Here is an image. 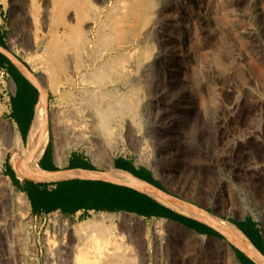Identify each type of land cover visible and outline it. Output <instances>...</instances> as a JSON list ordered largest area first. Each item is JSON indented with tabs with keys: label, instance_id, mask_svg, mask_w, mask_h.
Returning a JSON list of instances; mask_svg holds the SVG:
<instances>
[{
	"label": "rangeland",
	"instance_id": "1",
	"mask_svg": "<svg viewBox=\"0 0 264 264\" xmlns=\"http://www.w3.org/2000/svg\"><path fill=\"white\" fill-rule=\"evenodd\" d=\"M56 1L60 2L62 7ZM72 1L7 0L5 3L0 0V6L3 7L0 13V28L7 47L28 64L34 73L35 82L46 94L49 93L47 125L55 144L61 148L86 147L97 152H112L118 147L124 150L134 149L140 152L148 163L157 164L165 179L175 182L193 197L207 195L211 199L214 195L208 203L215 202L219 214L233 218L231 214L237 213L240 216L235 217L239 219L253 217L264 229V0H172L173 6L176 5L174 9H179L174 10L171 6L173 13L169 12L188 16L187 20L192 21L190 30L194 33L187 39L188 49L185 55H181L183 52L175 41L160 47L158 41L161 37L158 32L147 33L143 13L152 0H75L80 7ZM134 3L137 4L135 7ZM66 24L75 25L74 27L84 35L88 33L83 37L85 40L89 39L86 42L80 41L78 53L75 52L76 49H69L66 54L59 56L54 63L56 66L43 64L45 62L37 53L41 51L32 43V30L46 33L50 27L55 31ZM115 24L118 26L114 27ZM252 27L260 29L257 37L249 33ZM176 33L177 31L173 36ZM106 36L110 38L107 40ZM216 48L223 53L227 52L230 63L227 67L221 69L215 64L213 58ZM76 54L82 57L75 56ZM152 54L157 56L155 61L163 75L160 79L162 90H157L155 95L158 97L154 95V106H150L153 108H146L145 103H140L138 111L133 114L131 110L120 111V116L113 113L121 96H137L136 92L144 91V84L150 78L149 72L145 71L146 60L152 57ZM110 59H114L111 64ZM121 65L124 68L126 65V69ZM58 66H61V69ZM104 74L107 76L104 77ZM137 85L139 86L135 90ZM89 100L94 107L89 106ZM5 104L0 100V152L5 150L6 154L9 144L12 145L15 141L16 134L7 123L10 120L3 115ZM95 106L101 113L94 111ZM102 113L110 115L111 126L119 127L118 139H107L103 135L100 140L89 132L92 120L95 121L93 128L101 130ZM128 122L132 124L131 130ZM96 128L94 130L98 131ZM132 130L137 131V135ZM239 165L249 168L245 177L239 176ZM224 178L226 181L223 188H227V193L225 198L218 202ZM241 191L244 193H240ZM22 196L23 193L16 190L8 177L2 173L1 166L0 264H49L46 239L49 234H58L55 224L59 218H65L69 226H77L84 220L97 222L102 219L110 220L115 225L121 223L122 215L141 221L135 229H127L138 237L135 235V240L132 238L126 244L119 245L111 240H101V256L99 252L96 253L98 257H91L89 264H116L118 261L119 264H143L141 258L144 250H150L151 263L154 257L156 262L157 256H165L164 259L170 256L171 264H202L198 255L207 247L210 254L212 253V261L216 262L214 264H233L230 253L220 242L227 237L219 231L217 232L223 237L206 234L212 236L213 241L202 239L201 236L186 237L184 243H172V239L170 245L165 246L166 249L174 250L172 255L157 253L160 245L155 236L158 238V235H166L167 231L159 229L158 225L149 219L129 213L98 212L85 219H73L60 213L37 215L30 208L29 219L32 228L28 237H31L20 243L17 234L12 231L14 229L10 221L13 214L18 213L17 203ZM251 208L253 211H250ZM259 211L261 218L258 216ZM229 218L223 219L230 220ZM231 246L233 249L238 248L233 242ZM116 248L121 250V253ZM161 248H164V242H161ZM67 250H62L64 257H61V264H68ZM190 256L193 257L192 261L189 260ZM246 256L244 251H239L242 264H245ZM94 258H98V262ZM53 261L56 262V259Z\"/></svg>",
	"mask_w": 264,
	"mask_h": 264
},
{
	"label": "crops",
	"instance_id": "2",
	"mask_svg": "<svg viewBox=\"0 0 264 264\" xmlns=\"http://www.w3.org/2000/svg\"><path fill=\"white\" fill-rule=\"evenodd\" d=\"M2 9L0 6V13ZM21 62L7 47L0 28V100L6 103L3 115L16 128V139L12 140L13 144L5 154L2 173L16 190L26 195L34 214L60 213L73 219H85L98 212L135 214L167 231L163 237L173 239L172 243H184L186 237L191 238L188 233L192 230L196 231L197 237L206 235L203 231L208 227L213 228L211 225L218 226L219 217L229 218L219 214L215 202L208 203L214 195L211 199L207 195L193 197L175 182L165 179L157 164L148 163L134 149L118 147L112 152H97L86 147L61 148L52 140L47 126L32 141L37 106L45 95L49 99V93H44L43 88L35 82L34 73ZM23 153L31 160V172H24L19 167V157ZM121 172L166 194L180 206L184 202V208L203 213L205 219L188 215L165 203L158 194L136 182L118 179ZM249 218L253 222H249ZM229 219L243 233L236 222L249 228L253 223L251 238L244 234L264 259V229L257 219H239L235 216ZM160 236H155L160 245L157 253H168L170 249H166L165 244L161 248L163 240ZM239 250L242 252L245 249ZM244 252L248 256L245 264H264L258 257L246 250ZM153 260L151 264H156Z\"/></svg>",
	"mask_w": 264,
	"mask_h": 264
},
{
	"label": "bare ground",
	"instance_id": "3",
	"mask_svg": "<svg viewBox=\"0 0 264 264\" xmlns=\"http://www.w3.org/2000/svg\"><path fill=\"white\" fill-rule=\"evenodd\" d=\"M5 3H7V0H4ZM13 1V0H12ZM44 1V0H43ZM69 1H72V0H69ZM75 1V0H74ZM82 1V0H81ZM135 1V0H133ZM137 1V0H136ZM140 1V0H139ZM172 0H152L151 3H149L147 6H146V9L144 10V13H143V21H144V25H147V33H153V32H158V34L160 35L161 39L158 41L157 38L155 40L158 41V44L160 47H163L165 46L168 42H172L175 41L178 45H179V49L183 52L181 55H185L186 53V50L188 49V44H187V39L189 36L192 35V33H194V31H191L190 28H191V22L189 20H187V17H184V16H181V15H174L172 14L173 12L171 11V6H173ZM57 2V1H56ZM55 2V3H56ZM73 2V1H72ZM85 2V1H84ZM143 2V1H142ZM141 2V3H142ZM177 2V1H176ZM138 3V2H137ZM15 4V3H14ZM46 4V3H45ZM57 4H59V6H61V3L60 2H57ZM65 4V3H64ZM67 4V3H66ZM73 4V3H71ZM75 4L76 6L78 4L77 1H75ZM91 4V3H90ZM175 4V3H174ZM16 5V4H15ZM68 5V4H67ZM70 5V4H69ZM74 5V4H73ZM132 5V3H131ZM134 5H137V4H133ZM182 5V4H181ZM176 7V5H174ZM174 6H173V9H174ZM183 6V5H182ZM25 7V6H24ZM62 7V6H61ZM78 7H76L78 9ZM135 7V6H134ZM139 7V6H137ZM136 7V8H137ZM21 8V7H20ZM23 8V7H22ZM57 8H60V7H57ZM55 8V9H57ZM65 8V7H64ZM132 9V7H131ZM139 9V8H137ZM136 9V10H137ZM143 9V8H142ZM177 9V8H176ZM174 9V10H176ZM179 9V8H178ZM177 9V10H178ZM181 9V8H180ZM18 10V9H17ZM20 10V9H19ZM24 10V9H23ZM54 10V9H53ZM52 10V11H53ZM31 11V10H30ZM138 11V10H137ZM140 11V10H139ZM169 11H171L172 13H170ZM185 11V10H184ZM183 11V12H184ZM23 12V11H22ZM134 12V11H132ZM137 13V12H135ZM134 13V15H135ZM177 13V11H176ZM22 14V13H21ZM25 14V13H24ZM31 14V13H30ZM48 14H50L48 12ZM139 14V13H138ZM46 15V14H45ZM52 15V14H51ZM185 15V14H184ZM50 16V15H49ZM72 16V15H71ZM112 16V14L110 15ZM30 18V17H29ZM37 18V17H36ZM41 18V17H40ZM51 19V17H49ZM136 18V17H135ZM220 18V17H219ZM26 19V17H25ZM21 20V19H20ZM41 20V19H40ZM44 20V19H43ZM118 20V18H117ZM31 21V20H30ZM47 21V20H46ZM60 21V20H59ZM219 21V20H218ZM222 21V20H221ZM225 21V20H224ZM43 22V21H42ZM51 22V20H50ZM56 22V21H55ZM118 22V21H117ZM32 23V22H31ZM45 23V22H44ZM52 23V22H51ZM80 24V22H78ZM21 24V23H20ZM43 25V24H42ZM82 25V24H81ZM109 25V24H108ZM165 25V27L163 26ZM21 26V25H20ZM32 26V25H31ZM45 26V25H44ZM51 26V24H50ZM53 26V25H52ZM60 26V25H59ZM75 26V25H74ZM72 25H63V26H60L58 27L57 25L55 26L57 28V30H53L50 28H48V32L46 33H38V31H33V34L32 32L30 34H32V43H34L35 46H37L39 48V51L41 52H37L39 53V56L40 58L43 60V64H46L47 66H50L53 65L56 61V59L61 56V55H64L67 53V50L69 49H76L75 52L78 53L77 49H79V43L80 41H84L86 42V39L83 37L85 36L86 34L88 35V33H86L85 35L82 34V32H80V30L77 28V27H74ZM115 26H118V25H114ZM19 27V26H18ZM35 27V26H34ZM84 27V26H82ZM110 27V26H109ZM53 28V27H52ZM113 27H111L112 29ZM121 28V27H120ZM143 28V27H142ZM161 28H165L164 30H161ZM24 29V28H23ZM29 29V28H28ZM27 29V30H28ZM32 29L35 30V28H33L32 26ZM39 29V28H38ZM83 29V28H82ZM110 29V28H109ZM26 30V31H27ZM84 30V29H83ZM116 30V29H115ZM114 30V32H115ZM22 31V30H21ZM30 32V30H28ZM144 31V30H143ZM177 31V33L173 36V33ZM259 31L260 29L259 28H256V27H252L249 29V33L251 35H253L254 37H257L258 34H259ZM87 32V31H86ZM122 32V31H121ZM141 32V31H140ZM108 33V32H107ZM161 33V34H160ZM11 34V33H10ZM27 34V32H26ZM141 34V33H140ZM143 34V33H142ZM104 35V33H103ZM107 35V34H106ZM145 35V34H144ZM147 35V34H146ZM11 36V35H10ZM27 36V35H26ZM143 36V35H142ZM28 37H29V34H28ZM159 37V38H160ZM163 37V38H162ZM107 40L108 38L110 37H107ZM120 38V37H119ZM174 38V39H173ZM27 39V38H26ZM114 39V38H112ZM28 40V39H27ZM101 40V39H100ZM103 40V39H102ZM105 40V39H104ZM105 40V41H107ZM189 42V40H188ZM157 43V42H156ZM88 44V43H87ZM113 44V43H112ZM111 44V45H112ZM171 44V43H170ZM82 45V44H81ZM90 45V44H89ZM176 45V44H175ZM105 46V45H104ZM106 46L108 47V45L106 44ZM89 47V46H88ZM84 48V47H83ZM86 48V47H85ZM109 48V47H108ZM159 48V47H158ZM223 48V47H222ZM89 49V48H87ZM217 49V50H216ZM215 51H214V62H216L215 64H217L218 67H220L221 69L222 68H225L227 67L230 63H229V59H228V54L227 52L223 53V51L221 52V50L218 48H216ZM84 50V49H82ZM226 50V49H225ZM224 50V51H225ZM72 51V50H70ZM80 51V50H79ZM91 51V50H90ZM153 51V50H152ZM82 52V51H80ZM79 52V53H80ZM85 52V51H84ZM88 52V51H87ZM164 52V51H163ZM177 52V50L175 51ZM86 53V52H85ZM89 53V52H88ZM122 53V52H121ZM180 54V52H178ZM81 54V53H80ZM84 54V53H83ZM102 54V53H101ZM100 54V55H101ZM120 55V53H118ZM123 54V53H122ZM173 54V53H172ZM178 56H181L179 55ZM69 55V54H68ZM82 55V54H81ZM109 55V54H108ZM142 55H145V54H142ZM141 55V57H142ZM153 55V54H152ZM171 55V54H170ZM213 55V54H212ZM70 56V55H69ZM75 56H79V54H76ZM88 56V55H87ZM98 56V55H97ZM132 56V55H131ZM146 56V55H145ZM165 56V55H164ZM162 56V57H164ZM169 56V55H168ZM172 56V55H171ZM37 57V55H36ZM68 57V56H67ZM82 57V56H81ZM80 57V58H81ZM147 57V56H146ZM160 57V56H159ZM213 57V56H212ZM32 58V57H31ZM34 58V57H33ZM64 59L66 57H63ZM74 58H77V57H74ZM102 58V57H101ZM111 58V57H110ZM114 58V57H113ZM117 58V57H116ZM149 59L146 60V58L144 57V59L146 60L147 62V66L145 68V71L146 72H149V75H150V78L146 81V84H144L145 86V89L144 91L142 92H136L137 93V96H127V97H123L121 96V98H119V102H118V105H114L115 107V110L113 111V113L119 115V112L122 111V110H131L132 114L136 112L137 110V107L139 106L140 103H145L144 105H146V108H153V107H150L151 105H153V100H155V97L154 95L157 94V90L158 89H161V85H160V79H162L163 75H161V70L159 68V66L156 64V58L157 56L153 55L152 57H148ZM61 59V58H60ZM84 59V58H83ZM115 59V58H114ZM113 59V60H114ZM119 59V58H118ZM117 59V60H118ZM121 59V58H120ZM119 59V60H120ZM144 59L142 61H144ZM33 60V59H32ZM62 60V59H61ZM70 63V58L68 59ZM80 60V59H79ZM78 60V62H79ZM89 60V59H88ZM112 59H110L109 61L110 64L112 63L113 61ZM116 60V61H117ZM163 60V59H162ZM74 61V60H73ZM86 61V60H85ZM126 61V60H125ZM165 61V59H164ZM40 62V61H39ZM66 62V61H65ZM120 62V61H119ZM124 62V61H122ZM121 62V64H123ZM128 62V61H127ZM153 62V63H152ZM171 62V61H170ZM62 63V62H61ZM85 62H83L84 64ZM140 63V62H139ZM158 63V62H157ZM167 63V62H166ZM65 64V63H64ZM74 64H77V63H74ZM119 64V63H118ZM126 64V63H125ZM131 64H133V62H131ZM45 65V66H46ZM55 65V64H54ZM71 66L70 64H66V66ZM105 65V64H104ZM103 65V66H104ZM124 65V64H123ZM46 66V67H47ZM56 66V65H55ZM63 66V65H62ZM75 66V65H74ZM110 66V65H109ZM122 66V65H121ZM59 67V66H58ZM61 67V66H60ZM59 67V68H60ZM78 67V66H77ZM80 67V66H79ZM87 67V66H86ZM113 67V66H112ZM126 65H125V68L122 66L123 69H126ZM130 67V66H129ZM128 67V68H129ZM141 67V66H140ZM44 68V67H42ZM54 68V67H52ZM64 68V67H62ZM71 68V67H70ZM89 68V67H88ZM121 68V67H120ZM127 68V69H128ZM61 69V68H60ZM66 69V68H65ZM171 69V68H170ZM45 70V69H44ZM47 70V69H46ZM79 70V69H78ZM84 70V69H83ZM98 70V69H97ZM104 70V69H103ZM102 70V71H103ZM112 70V69H111ZM129 70V69H128ZM127 70V71H128ZM132 69H130L131 71ZM90 71V70H89ZM93 71V70H92ZM90 71V72H92ZM101 71V70H100ZM99 71V72H100ZM115 72V70H113ZM118 71V70H117ZM121 71V70H120ZM125 71V70H124ZM143 71V70H142ZM112 72V71H111ZM129 72V71H128ZM126 72V73H128ZM163 72V71H162ZM167 72V71H166ZM103 73V72H101ZM99 73V75L101 74ZM108 73V72H107ZM143 74V72H141ZM145 73V72H144ZM164 73V72H163ZM168 73V72H167ZM93 74V73H92ZM96 74V73H95ZM94 74V75H95ZM112 74V73H111ZM123 74V73H122ZM121 74V75H122ZM148 74V73H147ZM165 74V73H164ZM87 75V74H86ZM90 75V74H89ZM125 75V74H124ZM128 75V74H127ZM88 76V75H87ZM103 76V75H102ZM107 74H104V77H106ZM109 76V74H108ZM114 76H116L114 74ZM120 76V75H119ZM148 76V75H146ZM162 76V77H161ZM165 76V75H164ZM169 76V75H168ZM96 78L98 76H95ZM101 77V76H100ZM113 78V76H111ZM117 77V76H116ZM125 77V76H124ZM88 78V77H86ZM110 78V77H109ZM144 78V76L142 77ZM95 79V78H94ZM120 79H121V76H120ZM117 80H119V78L117 77ZM122 80V79H121ZM127 80V79H126ZM137 80V79H136ZM97 81V79H96ZM105 81V80H104ZM112 81V80H111ZM114 81V80H113ZM120 81V80H119ZM110 82V80H109ZM117 82V81H116ZM167 82V81H166ZM100 83V82H98ZM105 83V82H104ZM139 85H137V87L135 86V90L136 88H138ZM134 87V86H133ZM132 87V88H133ZM143 87V86H142ZM118 89V88H117ZM134 89V88H133ZM162 90V89H161ZM116 92V91H114ZM134 92V90H133ZM187 92V91H186ZM45 93V92H44ZM113 93V92H112ZM123 93V92H122ZM121 93V94H122ZM132 93V91H131ZM120 94V95H121ZM135 94V93H134ZM157 96V95H155ZM88 97V96H87ZM112 97V96H111ZM158 97V96H157ZM113 98V97H112ZM162 98V97H160ZM88 99V98H87ZM95 99V98H94ZM106 99H108L106 97ZM114 99V98H113ZM96 100V99H95ZM80 101V100H79ZM83 102V99L81 100ZM94 101V100H93ZM97 101V100H96ZM99 101V100H98ZM108 101V100H107ZM112 101V99H111ZM87 102V101H86ZM85 102V103H86ZM89 104L91 103V100L88 101ZM159 103V102H158ZM103 104V103H102ZM106 104V103H105ZM114 104V103H113ZM94 105V104H93ZM92 104H90L89 106H93ZM88 106V107H89ZM154 106V105H153ZM159 106V105H158ZM94 107V106H93ZM92 108V107H90ZM144 108V109H146ZM84 109V108H83ZM95 109H96V106H95ZM85 110V109H84ZM106 110H108L106 108ZM111 110V109H110ZM93 111V110H92ZM95 112L99 111V110H94ZM138 111V110H137ZM244 111V110H243ZM96 112V113H97ZM101 113V111H99ZM107 112V111H106ZM127 112V111H126ZM47 113H48V109H47V99H46V95L41 99V101L39 102L38 106H37V109H36V116H35V119H34V123H33V128H32V134H31V139L32 141L33 140H36L42 133L43 131L45 130L46 126H47ZM54 113V112H53ZM111 114H113L111 111H110ZM246 113V111L244 112ZM93 114V113H92ZM99 114V113H98ZM104 113H102L100 116H102L103 118H100L102 119L101 121V125L102 128L101 130H98L96 127V129L98 131H95L93 128V125H95V121L92 120V122L90 123L89 125V132H91V134L94 135V137L98 138L101 140V137H103V135L105 137H107V139H118L119 136H117L118 134V129L117 127H114V126H111L110 123V119H109V116H106V115H103ZM107 114V113H105ZM127 114V113H126ZM59 115V114H58ZM97 115V114H96ZM93 116H95V114H93ZM120 116V115H119ZM92 117V116H91ZM130 117V116H129ZM95 118V117H94ZM99 118V117H98ZM131 118V117H130ZM134 118V117H133ZM55 120V119H54ZM126 120V119H125ZM128 120V119H127ZM133 120V119H132ZM129 121V120H128ZM123 122V121H122ZM131 122V120H130ZM7 123L10 125L11 128H13L14 130H16L15 128V124L13 122H10V121H7ZM56 124V123H55ZM97 124V123H96ZM113 124V123H112ZM115 124V123H114ZM113 124V125H114ZM122 125V123H121ZM130 125H132L131 123L128 122V126L130 127ZM97 126V125H96ZM56 127V126H55ZM119 128V127H118ZM58 129V128H57ZM88 129V128H87ZM100 129V128H99ZM130 130L132 129L131 127L129 128ZM140 130V129H139ZM56 131V130H55ZM128 132V131H126ZM132 132H134V134L137 135V131L135 132V130ZM133 136V135H132ZM104 137V138H105ZM103 139V138H102ZM110 141V140H109ZM9 146H11L9 144ZM4 157H5V150L3 151L2 150V153L0 152V169H1V166H2V162L4 160ZM19 167L22 171L24 172H31V160H29V156L26 154V153H23V155L21 157H19ZM237 171H238V174L239 176L241 177H245L247 174H248V167H245L243 168L242 165H239L237 166ZM226 170V169H225ZM234 170V169H233ZM253 172V171H252ZM118 179H121V180H124V181H127V182H136L138 183L140 186L150 190L151 192L158 194V196H160V200L162 199V201H164L165 203L181 210L182 212L188 214V215H192L194 217H198L199 219H205L203 217V213L200 214L198 212H195L193 210H190L188 208H184L183 207V204L184 202H182V206H180L177 202H173V200L171 201L166 194L160 192L159 190L149 186L148 184L142 182V181H137V180H134L129 174L127 173H124V172H121V174H119L118 176ZM237 179V178H236ZM226 181V178H224L221 182V186H222V189H220V192L218 194V198H219V201H222L225 196H226V193H227V188H223L224 187V184ZM224 182V183H223ZM220 188V187H219ZM241 190V189H240ZM240 193H244L243 191H241ZM24 196L20 197V200L18 201V213L16 214H13V217L10 221V225L12 227V231H14L16 234H17V240L18 242L21 243V241H23L24 239L27 240L29 237V233L31 231V221L29 219V210L31 208L30 206V203H29V200L27 199L26 195L23 194ZM10 199V198H9ZM175 199V198H173ZM186 204V203H185ZM187 205V204H186ZM250 211H253V208H251ZM206 214V213H204ZM233 216H240L239 214L237 213H234V214H231ZM210 216V215H209ZM208 216V217H209ZM258 216L261 218L262 215H261V212L259 211L258 212ZM220 218V217H219ZM211 219V218H210ZM213 219V218H212ZM211 219V220H212ZM221 222L225 225V228H221V230L223 231V233L226 235V239H222L220 240V242L224 245V247L228 250V252L230 253L232 259H233V264H241L235 250L232 248L231 246V242L235 243L236 245L242 247L243 249H245L250 255L252 256H256L258 257L259 259H261V261L264 263V259L261 258L262 256L259 254V252L256 250L255 246L253 245V243L250 241V239L241 231L237 228V226L231 222L230 220L228 219H223V218H220ZM204 221V220H203ZM208 221V220H207ZM115 224V223H114ZM139 224H141V221L138 220L137 218H130L128 215H122L121 216V223L118 224L116 223L115 225H113L111 223L110 220H105V219H102L101 221L98 220L97 222L96 221H93V220H84V221H81L77 226H69L68 223H67V220L65 218H59L58 219V222L55 224L56 226V229H57V232L58 234L55 236L54 235H51L49 234L47 236V246H46V256H47V259H48V263L49 264H61L62 262V253H64L62 250L64 248L68 249L67 251H69L67 254V259H68V264H89L90 261H91V257H98L97 254H99L101 256V252L99 251V246H101L100 244V241L101 240H104V242L107 240H111L112 243H115V244H122V243H127L129 242L130 240H135L134 236L136 234H132V233H129V231H127L128 227L130 228H134V227H137ZM217 224V223H216ZM135 229V228H134ZM15 234V235H16ZM53 234V233H52ZM189 235L191 236H194V237H197V233L196 231L192 230L190 233H188ZM139 235V234H138ZM137 236V235H136ZM202 237V239H205V238H208L210 241H213V237L212 236H207L205 234H201L200 235ZM53 237V238H52ZM138 237V236H137ZM136 237V238H137ZM161 237V236H160ZM215 239V238H214ZM161 240H163L165 246H168L170 245L171 243V239L167 236L165 237H161ZM138 242L139 239H138ZM145 242V241H143ZM142 242V243H143ZM102 243V242H101ZM109 243V241H108ZM124 244V245H125ZM146 244V243H145ZM103 245V243H102ZM113 245V244H112ZM116 245V246H118ZM122 245V246H124ZM106 246V245H105ZM115 246V247H116ZM19 247V246H18ZM114 247V245H113ZM126 247V245H125ZM124 247V248H125ZM21 248V247H20ZM101 248V247H100ZM103 248V247H102ZM101 248V249H102ZM107 248V247H105ZM121 248V247H120ZM123 248V247H122ZM127 248V247H126ZM158 248V247H157ZM100 249V250H101ZM118 249V248H116ZM105 250V249H104ZM112 250V249H111ZM119 250V249H118ZM124 250V249H123ZM122 250V251H123ZM159 250V249H158ZM109 251V250H108ZM117 251V250H116ZM120 253H121V250H119ZM117 251V252H119ZM127 251V250H126ZM214 251V249H213ZM99 252V253H98ZM103 252V250H102ZM116 252V253H117ZM125 252V250H124ZM163 252V251H162ZM174 252L173 251H168L167 255H172V253ZM97 253V254H96ZM126 253V252H125ZM151 252L150 250H144L143 251V258L142 259V263L143 264H151V256L149 255ZM106 256H107V253L105 252ZM129 254V253H128ZM127 254V255H128ZM155 254V253H154ZM212 254V253H211ZM210 252H209V248H205L203 249V251L201 250V253L198 255V258H199V261L200 263L202 264H214L216 262L212 261V256H211ZM95 255V256H94ZM110 255V254H109ZM115 255V254H114ZM113 255V256H114ZM193 255V254H191ZM133 256V255H132ZM157 256V255H156ZM64 257V256H63ZM62 257V258H63ZM110 257V256H109ZM154 257V256H153ZM158 257V258H157ZM156 257V263L157 264H171L170 263V256L168 258H165L162 257V256H157ZM115 258V257H114ZM155 258V257H154ZM153 258V259H154ZM193 257L190 256L189 257V260H191ZM56 259V262L53 261ZM93 259V258H92ZM95 259V258H94ZM98 258H96L95 260H97ZM188 259V258H187ZM195 259V257H194ZM100 260V259H99ZM118 260V259H117ZM128 260V259H127ZM140 260V258H139ZM174 260V259H172ZM176 260V259H175ZM107 261V260H106ZM115 261V260H114ZM154 261V260H153ZM192 261V260H191ZM196 261V260H195ZM98 262V260H97ZM119 262V261H118ZM117 262V263H118ZM121 262V261H120ZM124 262V258H123V261ZM172 262V261H171ZM174 262V261H173ZM116 263V264H117ZM129 263V262H128ZM136 263V262H135ZM92 264H94V262H92ZM104 264V263H103ZM107 264V263H106ZM114 264V262H113ZM119 264V263H118ZM132 264V263H131Z\"/></svg>",
	"mask_w": 264,
	"mask_h": 264
},
{
	"label": "trees",
	"instance_id": "4",
	"mask_svg": "<svg viewBox=\"0 0 264 264\" xmlns=\"http://www.w3.org/2000/svg\"><path fill=\"white\" fill-rule=\"evenodd\" d=\"M20 59V58H19ZM21 60V59H20ZM22 61V60H21ZM27 67H28V64L26 63V62H24V61H22ZM249 222H253L252 221V219L251 218H249ZM236 224L244 231V233L248 236V237H250V234H251V232H252V230H254L253 229V223H251V227L249 228V227H245V226H243V225H241L240 223H238V222H236ZM203 233H210V234H213V235H216V236H219V237H223V235L221 234V233H219V232H217L215 229H213V228H210V227H208L205 231H203ZM251 238V237H250ZM252 241H253V239H251ZM254 242V241H253ZM235 249V251H236V253H237V256H238V258H239V249L238 248H234ZM240 260V259H239ZM241 262V261H240ZM242 264V263H241Z\"/></svg>",
	"mask_w": 264,
	"mask_h": 264
},
{
	"label": "water",
	"instance_id": "5",
	"mask_svg": "<svg viewBox=\"0 0 264 264\" xmlns=\"http://www.w3.org/2000/svg\"><path fill=\"white\" fill-rule=\"evenodd\" d=\"M22 63V65L28 70V71H30L31 73H33L32 71H31V69L29 68V67H27L23 62H21ZM34 75V74H33ZM47 128H48V125H47ZM221 218V217H220ZM220 218H218L217 219V225L218 226H215V225H211L213 228H215L217 231H219V232H221L222 234H224L223 233V231L221 230V228H225V225L221 222V220H220ZM207 235H212V234H210V233H207ZM236 245V244H235ZM236 247H238L239 249H241V250H244L242 247H240V246H238V245H236ZM245 251V250H244Z\"/></svg>",
	"mask_w": 264,
	"mask_h": 264
}]
</instances>
